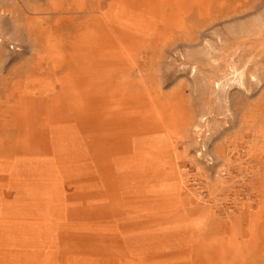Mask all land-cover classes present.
<instances>
[{
  "label": "rangeland",
  "instance_id": "374dc122",
  "mask_svg": "<svg viewBox=\"0 0 264 264\" xmlns=\"http://www.w3.org/2000/svg\"><path fill=\"white\" fill-rule=\"evenodd\" d=\"M0 264H264V0H0Z\"/></svg>",
  "mask_w": 264,
  "mask_h": 264
}]
</instances>
